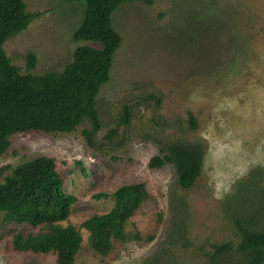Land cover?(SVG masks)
Returning a JSON list of instances; mask_svg holds the SVG:
<instances>
[{
	"label": "rangeland",
	"instance_id": "rangeland-1",
	"mask_svg": "<svg viewBox=\"0 0 264 264\" xmlns=\"http://www.w3.org/2000/svg\"><path fill=\"white\" fill-rule=\"evenodd\" d=\"M24 3L33 17L2 45L21 73L60 71L77 46H100L72 38L83 3ZM111 23L121 42L96 97L100 129L91 143L87 119L71 132L13 134L0 155V180L37 156L55 160L65 192L77 197L61 221L81 233L73 264H209L212 245L225 242L232 250L220 264H245L234 218L255 213L264 225V0L131 1L113 11ZM125 107L128 122L107 138ZM182 140L205 146L201 173L188 189L171 164L149 166L166 144ZM135 182H144L148 195L125 224L128 239L96 252L82 222L109 211L113 198L94 195ZM38 230L0 218V264H56L52 252L13 248L15 232Z\"/></svg>",
	"mask_w": 264,
	"mask_h": 264
},
{
	"label": "trees",
	"instance_id": "trees-1",
	"mask_svg": "<svg viewBox=\"0 0 264 264\" xmlns=\"http://www.w3.org/2000/svg\"><path fill=\"white\" fill-rule=\"evenodd\" d=\"M83 3L84 16L73 31L75 41H92L99 47L79 45L72 60L60 71L42 74L21 73L11 63L2 45L12 33L25 28L33 15L25 11L24 0H0V155L7 151L10 136L28 131L71 132L84 119L91 123L85 131L88 141L100 129L96 97L108 82L113 57L121 38L111 23L113 11L122 3L153 0H64ZM35 57L29 55V66ZM128 107L120 122L106 135L111 138L120 124L128 122ZM192 128L196 119L189 113ZM205 146L199 141H175L166 144L159 155L149 160L150 167L171 164L177 182L190 188L202 170ZM241 192L245 185H238ZM237 194V193H236ZM144 182L121 185L112 193H97L95 198H113L112 208L93 214L82 222L90 233L89 244L96 252L108 253L114 240L128 239L125 224L147 197ZM238 195V194H237ZM77 197L65 192L63 179L52 157L37 156L18 164L0 180V218L4 222L39 226L35 233L17 231L12 237L14 249L23 252L49 253L56 264H73L80 248L81 233L76 226L61 224L67 219ZM234 223L239 233L237 250L245 264H264V225L255 213L238 214ZM139 238L138 235H134ZM209 264H220L219 257L232 250L231 243L213 244Z\"/></svg>",
	"mask_w": 264,
	"mask_h": 264
}]
</instances>
